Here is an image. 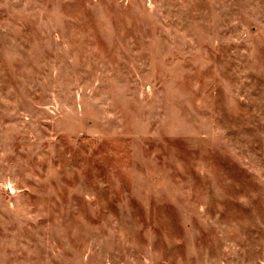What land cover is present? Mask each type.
Listing matches in <instances>:
<instances>
[{
  "label": "rangeland",
  "instance_id": "rangeland-1",
  "mask_svg": "<svg viewBox=\"0 0 264 264\" xmlns=\"http://www.w3.org/2000/svg\"><path fill=\"white\" fill-rule=\"evenodd\" d=\"M0 264H264V0H0Z\"/></svg>",
  "mask_w": 264,
  "mask_h": 264
}]
</instances>
